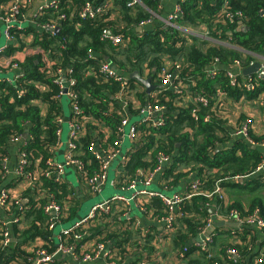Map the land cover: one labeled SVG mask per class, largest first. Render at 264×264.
<instances>
[{
    "label": "trees",
    "instance_id": "1",
    "mask_svg": "<svg viewBox=\"0 0 264 264\" xmlns=\"http://www.w3.org/2000/svg\"><path fill=\"white\" fill-rule=\"evenodd\" d=\"M129 1L59 0L57 8L46 9L35 18L41 26L54 22L59 24L58 32L42 29L36 24L23 27V30L12 29L11 36L16 41L11 42L5 48V53L0 55L6 61L0 63V69L9 73L14 71L11 68L17 63L21 76L13 84L5 77H0V186L6 180L3 159L9 157L8 145L15 136H22L27 130L29 137L19 149V154H26V172L42 183L36 186L41 196L44 195L43 190L53 192L60 204L67 203L70 197L67 196V183L57 180L53 175L45 177L43 174L48 170L53 171L49 160L55 158V151L62 142L57 130H63L64 123L58 122V119L65 117L63 77L67 82L71 78L75 80L73 85H69L68 91L77 96L80 111L75 113L72 110L71 100L69 121L78 120L83 124L84 132L76 141L77 157L85 164L81 176L85 172L91 175L101 169L102 160L96 158L91 145L97 142L103 149L108 145L117 146L115 141L122 135L118 129L123 118L139 115V110L147 105L150 98L155 105L164 106L165 124L153 126L147 121L137 124V148L120 166L122 183L127 184L135 179L139 171L151 172L158 162V153L171 158L163 177L170 185H177L193 172L198 174L201 194L184 200L175 216L177 223L172 236V248L184 250V255L179 256V264H198L196 258H190V254L198 249H189L188 242L206 225L208 206L214 202L220 203L217 196L213 194V197H208L205 193L214 192L217 186L247 189L250 196L242 197L247 203L246 207L238 199L226 207L221 204L223 211L235 209L242 214H250L259 208L264 218V180L261 176H252L264 155L244 140L232 142L233 145L229 146L232 136L226 132L222 120L213 111L217 95L222 94L226 99H245L255 103V106L259 102L264 118V79L253 76L251 82L254 89L248 90L244 86L248 76L239 75L237 82L232 84L224 75L233 60H242L246 65L254 58L252 53L264 56V0H227L228 12L234 14L232 19L219 14L224 10L226 0L179 1L181 14L174 20L177 25L205 30L214 39L230 41L234 45L230 47L160 22L153 28L147 29L146 26L138 32L137 28L142 22L156 20L158 14L163 15V1L139 0L128 5ZM87 2L105 9L94 19H83L79 14ZM28 10L33 11V8ZM237 13H242V22L245 24L242 29L238 28L240 19ZM104 30L122 35L125 40L123 46L116 48L103 40L101 35ZM29 35L31 40L26 45V39L23 38ZM26 46L31 50L26 51ZM165 56L169 69L177 77L172 87H162L154 98L132 78L128 77L127 82L121 84L117 80L106 79L99 71L104 62L129 74L135 70L143 74L144 68H147V73H152V79L159 83L157 72L161 66L167 65ZM45 58L50 59V65ZM216 58L226 68L220 69V75L213 78L209 70ZM123 91L126 93L123 94L124 98L118 99L116 96ZM197 96L208 99V104L197 101ZM209 114L212 117L206 120ZM102 124L107 128V140H103L105 134L100 130ZM250 133L256 142L264 143V132ZM149 150L151 154L147 160ZM235 176L249 177L245 184H241L234 180ZM81 178L84 179L83 176ZM27 180L31 179L24 175L22 183ZM253 194L256 196L251 197ZM152 200L155 207L161 209V200ZM76 208H71V214L75 213ZM111 208L109 213H99L95 219L94 229L100 231L103 241L115 240L121 257L129 255L135 261L146 257L149 262L158 264V248L153 242L158 239L153 234L143 236L135 225L136 220L127 218L125 208L120 204L112 205ZM24 216L26 228L17 237L20 241L14 243L13 248L8 246L10 243L3 245L6 228L0 223V264H13V260L17 264H27L25 259L28 253L22 249V244L38 236L50 241L53 230L48 228L49 215L43 209L32 207ZM243 232L242 243L219 244L223 257L228 248L237 249L242 256L239 262L227 260L225 264H254L261 253L264 254V238L250 227H244ZM51 242L43 247L49 252L54 249ZM76 246H82L81 240ZM168 248L171 249V246ZM201 255L208 257L204 251ZM215 261L220 262V259L208 258L206 264ZM261 264H264V260Z\"/></svg>",
    "mask_w": 264,
    "mask_h": 264
},
{
    "label": "crops",
    "instance_id": "2",
    "mask_svg": "<svg viewBox=\"0 0 264 264\" xmlns=\"http://www.w3.org/2000/svg\"><path fill=\"white\" fill-rule=\"evenodd\" d=\"M38 4L40 3V0H37ZM162 1V0H161ZM180 0H163V7L162 12L163 15L157 18V20H154L152 24L147 25V29L153 28V25H156L157 22H160L161 24H165V21L163 20V17H167L168 14L172 13L176 8L179 6ZM28 26L29 24H25ZM32 25V24H31ZM4 26V25H2ZM25 26V27H26ZM182 27V26H180ZM241 25H239L240 29ZM185 28V27H183ZM188 29V33L191 34H197V33H203L206 32L205 30H198L194 28H186ZM5 30H2V35H5ZM6 37V43L4 45H0L1 48H6L7 46L14 41H10L7 36ZM23 37V36H22ZM204 37V36H202ZM205 38V37H204ZM25 39V38H23ZM15 40V39H13ZM16 41V40H15ZM26 41V40H25ZM18 43V41H17ZM26 45H28V42L26 41ZM28 50L30 51L31 48L28 46ZM27 50V51H28ZM22 55V54H21ZM166 56L164 59L166 60ZM45 61L48 65H50V59L45 58ZM5 59L3 57H0V63H5ZM167 62V60H166ZM113 67L119 72V74L127 76L129 78L130 74L133 73H123L121 70H119L116 66L113 65ZM228 67V66H227ZM218 69H225L226 66L223 64L217 65ZM137 71V70H135ZM147 68H144V73H140V75L143 78H148L149 76H152V73H147ZM13 73V77L15 76V71H11L9 73H5L4 71L0 72V74H3L7 76L8 74ZM128 74V75H127ZM154 74V73H153ZM3 76V78L5 77ZM2 77V75H0ZM13 77H5V78H13ZM66 80V79H65ZM136 81V80H135ZM67 82V80H66ZM152 85H160L159 83H155V80L152 79ZM136 84L140 87H143V89L146 91V87L142 86V84L139 81H136ZM68 85V82H67ZM148 93V92H147ZM66 97L63 98V104H64V110H65V117L63 119V130L61 134V144L55 151V158L51 160L53 163H64L67 147L66 143L69 139V131H70V125H69V104L71 103V99L68 95H65ZM224 98V97H223ZM226 99V98H224ZM247 101V100H246ZM246 101H233L230 100L228 103L221 100L223 103V107L221 110L215 111L217 116L222 120V124L224 129L230 136H232V140L228 143L229 146H232L234 142L238 140H244L247 141L242 136H234V132L239 129L241 126H243L244 122L247 119L251 120V130L252 133H261L264 132V124H263V114L259 109V104L255 106V103H249ZM220 102V103H221ZM226 103V104H225ZM254 105V107H253ZM140 117H131L126 118L128 119L127 125L124 127V133L121 137L120 135V145L118 147L119 153L118 156L115 159H112L108 161L106 157H108V153L113 151L112 145H108L106 149H103V147L96 142L94 145L95 152L98 153L103 160L107 163V172H108V179L110 176V172L113 171L114 173V179L108 184L107 181L101 186V190L97 193H93L87 186L86 181L81 178V171L77 170L75 167H67L65 169L64 174L60 177V180L65 181L69 188V193L67 196L69 197V201L67 200V203H61L57 200L53 192H46L43 190L44 195L41 196L39 194V191L36 190V186L42 184L39 180H27L23 181L22 183V175H18L16 168L19 164V149L22 145V143L29 137L28 131L24 133L27 134V137L25 138L24 135H22V140L19 142H10L8 145V153L9 157H7V163L3 162V170L5 172L6 180L3 184L4 188H7L10 193L13 195L12 198H16L15 203L12 206H3L0 203V221L3 222L2 226H5L6 232H9L10 234V244L9 247L13 248L14 243H18L20 240L17 238L21 232L26 228L25 226V214L26 212L30 211L32 207L41 208L43 209V212L45 213V207L49 204H51L52 201H57V203L60 205V213L61 217L60 220L56 225L54 229H51L49 224L52 218L53 214H47L49 215V224L48 228L52 231V235L50 236V241L53 244L54 247L52 252H55L59 245H60V232H63L66 229H72L76 223L81 221L83 218L87 217L90 213L92 207L99 202H102L104 200H108L109 198L113 196H121L126 199L128 202L125 204L119 203L120 206H123L125 208L124 214L127 213V218H134L136 220L135 225L137 226V229L140 230L141 234L143 236H147L153 234L158 241H153L156 245L157 249V255H158V264H179V256L184 255V250L179 249H173L172 248V242H173V232L168 231V222L165 221V217H172L174 221V226L176 225V214L181 210L182 205L179 207H176L174 210H170L163 202L162 199L159 197H148V196H141L138 193L134 195V190H129L128 185L130 184H123V173L120 172V166L125 164L127 159L130 157L131 153L137 148L136 143H138L137 139L130 140L129 144H126V137H128L129 132L126 130V127H131L132 125H137L142 123L144 120V115H139ZM101 133L105 134V137L103 140H107V128L104 126V124L101 125ZM119 132V131H118ZM120 134V133H119ZM138 138V137H137ZM233 142V143H232ZM179 145V144H178ZM255 147L256 150H259L260 152L262 149L260 147ZM112 148V149H111ZM150 150L148 151L147 160L150 158ZM156 158L158 160V154H156ZM116 161H118V164H116ZM171 159L169 160V162ZM169 162L163 164L162 168L157 170V165L159 164V160L154 166V169L151 171L153 172L151 182L147 185L143 182L145 181L146 177L148 176L149 171H139L137 176L135 177V180L137 181L138 187L146 188L150 191L158 192L159 194H162L164 196H172L176 193H184L188 189L189 183L195 179V177L198 176L196 172L191 173L187 178L180 180L177 185H170L169 181L164 180V170L165 168L170 164ZM185 165H182L184 167ZM4 167H7V170L4 169ZM150 173V172H149ZM85 174V173H84ZM150 175V174H149ZM88 176V173H86V178ZM253 177H257L252 175ZM249 176H244L242 178L246 179ZM240 179L237 181L239 182ZM85 182V183H84ZM237 182V183H238ZM244 182H239L241 184H245ZM126 186V187H125ZM221 187V186H217ZM2 186H0V192H1ZM220 194L223 196V198L220 197L219 193H213V196H217L220 200V203L214 202L213 204H210L209 207V217L207 218V222L205 221L206 225L200 228V231L197 233V235L193 236L189 242L188 247H195L198 249V251H193L194 253L190 254V258L197 259L198 264H206L208 262V258H217L220 259L219 261H215L213 264H223L227 261L226 255L222 256V251L220 249L219 244L222 243H242V236L244 235V232L242 235H237L235 230H237V227H233L232 225H229L228 222H232V220L228 217V210H224L222 206L226 207L227 204L236 202L238 199H241L242 204H245V207L247 206V203L245 200H243L242 197H248L249 190L247 189H240V188H233V187H221ZM216 189V188H215ZM118 190V192H115ZM42 190H40L41 192ZM111 195V196H110ZM75 196V199H74ZM106 196V197H104ZM212 196V197H213ZM233 196V197H232ZM45 197V198H43ZM132 197H135L132 199ZM93 198H96V203H93L90 207H86V203H91V200ZM152 198L160 199L162 202L161 209L155 207V204L153 203ZM74 199V201L72 200ZM45 200L44 203L42 201ZM222 204V206H221ZM76 207L75 213L71 214V208ZM120 208V207H119ZM19 218L20 221L16 222L15 219ZM69 220H66V219ZM66 220V221H64ZM95 221L91 222L90 225L85 224L83 228L77 230V232L81 233L84 237L81 240L82 245L85 246V248L92 252H95L96 250V256L89 262L84 263L81 261L76 260L73 255L66 254L59 252L56 254L53 258L52 262H48L45 264H108L107 262V256L105 255V251L109 252L111 251V255L114 256L117 254V247H116V241L115 240H109V241H103V236L100 233V231H97L94 229ZM255 232H257V235L261 238H264V233L254 227L251 226ZM175 229V227H174ZM83 232V233H82ZM210 238V242L207 245L206 250L202 249V243L206 238ZM201 238V241L199 240ZM48 241V242H50ZM64 244L66 246L74 245L76 247L75 250L80 251L78 246L76 244L79 242L77 238H75L74 234H69L68 236L63 237ZM48 242L46 239L42 238V236H38L37 238L31 240L27 244H22V249L26 251L28 254V258L25 259L27 264H34L38 258L37 251L39 248L44 247V245H47ZM260 242V241H259ZM22 243V242H21ZM104 245V249L102 251H99V246ZM6 246V247H8ZM171 246V249L168 247ZM206 252L208 254L207 256H202V251ZM201 251V252H200ZM81 252V251H80ZM210 256V257H209ZM119 258V256H118ZM125 263L130 262L132 259L128 256H124ZM205 259V260H204ZM20 262L22 259H19ZM240 261V260H239ZM236 261V262H239ZM13 264H17L16 261L13 260ZM147 264H153L151 262ZM225 264V263H224ZM241 264H249V262H242Z\"/></svg>",
    "mask_w": 264,
    "mask_h": 264
},
{
    "label": "built area",
    "instance_id": "3",
    "mask_svg": "<svg viewBox=\"0 0 264 264\" xmlns=\"http://www.w3.org/2000/svg\"><path fill=\"white\" fill-rule=\"evenodd\" d=\"M163 1V0H162ZM58 2L59 0H40V3L38 4L37 0H0V24L5 26V35L7 36V38L10 41H14L13 37L11 36V31L12 29L16 28V29H21L23 30V27H25L26 23L29 25H34L36 24L37 27H40L42 29H49L51 31H55V29L59 26V24L57 23H51V24H47V25H39L37 24V22L35 21V18L37 17L38 14L44 12V10L46 9H51V8H57L58 6ZM136 2H140L139 0H130L128 2V5H131L133 3ZM228 6V1L226 0L224 2V10H222L219 14L220 16H223L226 19H232L233 15L228 12L227 9ZM30 7L33 8V11L28 10ZM105 8L99 7V6H94L93 4H91V2H87L83 9L80 11L79 16L83 19L89 18V19H94L97 17V15L101 12L104 11ZM181 14V8L180 6H178L176 8V10H174L172 13L168 14L167 17L163 18V20L165 21V26H174L178 29H181L182 31L187 32L188 29H186L187 27L182 26L180 27L179 25H177L174 20L178 17V15ZM242 13H237V16H239V19L242 21ZM159 15V14H158ZM156 16V18H159L160 16ZM61 18H64V16H61ZM157 20V19H156ZM239 20V22H241ZM154 21V19H150L147 20L145 22H142L139 27L143 28L146 27L149 24H152ZM185 27V28H183ZM189 28V27H188ZM196 30V29H195ZM188 33V32H187ZM195 35V34H194ZM203 36L206 39H212L215 40L221 44L227 45V46H234L230 41L228 40H218V39H214L211 37V35H209L207 32L203 33ZM101 38L107 42H109L110 44H112L114 47L116 48H121L123 46V44L125 43L124 37L120 34H113L110 30H104V32L101 35ZM27 42H29L31 40V36L29 35L27 38H25ZM236 47V46H235ZM25 50H28V46L25 47ZM5 53V48H1L0 47V55ZM254 56L253 59L249 60L248 64H244L242 60L236 59L233 60V63L231 65H229L227 68V71H225L224 75L231 80L232 84H235L237 82L238 76L239 75H243V76H248V79L246 81V83L244 84V86L248 89V90H253L254 89V85L252 84V77L254 76L256 79H264V56H258L257 54H253ZM256 62L260 63V67L258 68V70L255 71V74H249V75H245L243 73L245 68H248L250 66H253ZM220 64V61L218 58L215 59L213 66L210 68V73L211 76L217 77L218 75H220V69L217 68V65ZM11 70L15 71V76L11 79L6 78L9 82L16 83L17 79L21 76L20 69L17 63H15ZM3 70L0 69V72H2ZM100 73L106 78H110L113 80H117L119 82H121V84H125L127 82L128 77L119 74V72L113 67V65L111 63H107L104 62L101 64L100 68H99ZM157 75L160 79V86L162 87H172L174 80L176 79V74H173L171 72V70L169 69V63L167 62V65H163L160 67V69L157 72ZM64 78V77H63ZM66 79V78H65ZM62 83V80H61ZM75 83V80L73 78H71L68 81V85L67 87V91L64 93L65 95H68L69 98L73 101V107L72 110H74L75 113H79V106L77 104V96L72 93L71 91H68V87L69 85H73ZM178 83H181L180 81ZM63 86V85H62ZM64 88V86H63ZM160 88V89H161ZM160 89L158 90H153L152 92L148 93L151 98H154L160 91ZM123 94H126L124 91L117 95L116 97L118 99L124 98ZM222 95V94H221ZM220 94L217 95L216 100L217 102L215 103V107H213V111H217V110H221L223 107V103L221 102V100L225 101L226 103H228L231 99H224ZM196 100L203 103L204 105L208 104V99H206L203 96H197ZM234 101V100H233ZM242 101H246L245 99H242ZM221 102V103H220ZM248 102V101H246ZM225 103V104H226ZM257 104L259 102H256ZM124 106H126V103H124ZM164 106L162 105H155V103L150 101V98H148L147 101V105H145V107H142L139 110V115H144V120L147 122H150L153 126H162L165 124V118H164ZM212 117V115L210 116L207 115L205 117L206 120H209ZM58 122L62 123L63 119L59 118ZM128 123V119L123 118L122 122H121V127L118 129L119 132H122V135L124 133V127L127 125ZM70 125V131H69V139L66 143V147H67V152H66V157H65V161L64 163H53L51 160H49V164L51 166H53V171H45L43 174L45 177H51L52 175L55 176L57 178V180H60V177L64 174L65 169L67 167H75L77 170L79 171H83L84 170V162L81 158L77 157V151H78V147H77V139L79 138L80 134L83 131V124L78 121V120H74V121H70L69 122ZM252 130H251V120L247 119L243 126H241L239 129H237L233 134L234 136H242L245 139H247V142L252 145V146H256V147H260L262 149V153L264 155V143H258L256 142L250 135ZM57 134L59 137H61L62 134V130L58 129L57 130ZM139 130H138V126L137 125H132L129 129V134H128V138L130 140H135L137 139V137L139 136ZM121 135V137H122ZM22 136H15L12 139V142H19ZM121 141V139H120ZM115 144L117 146H114L112 149L113 151L109 152L108 157H106V159L108 161L115 159L118 156L119 150L118 147L120 145L119 140L115 141ZM94 145H91V149L95 152L94 149ZM95 156L96 158L102 160L101 161V169L99 170V172H95L93 174H88L87 178H86V173L83 174L82 176L84 177V180L87 183L88 188L93 192V193H97L101 190V186L107 181L108 179V172H107V163L103 160V158L95 152ZM171 158L169 156H166L163 153H158V160H159V164L156 166L157 170L162 168L163 164L169 162ZM3 162L7 163V157L3 159ZM5 170H7V167H4ZM27 169V158H26V154L24 152L19 154V164L16 168L17 174L18 175H22V176H26L28 178H30L31 180H37L35 177H33V175L30 172H26ZM38 171V170H36ZM150 174V175H149ZM152 174L153 172L148 173V176L146 177L145 181L143 182L144 184H149L151 182V178H152ZM259 175L261 176V178L264 180V159L262 160V162H260L258 164V166L256 167V170L254 171L253 175ZM244 176H235L234 180H238L241 179ZM85 183V182H84ZM200 181H199V177H196L194 180H192L188 186V189L186 190V192L184 193H176L172 196H164L162 194H159L158 192L155 191H150L146 188H141L138 187L137 181L135 179H133L130 184L127 186L129 190H134V195L135 196L137 193L141 196H148V197H159L160 199L163 200L164 204L172 211L174 210L176 207H179L180 205L183 204L185 199H190L191 197L195 196V195H200L201 191H200ZM3 188H1V192H0V203L3 206H12L15 203L16 198H12L11 196H13L10 191L7 188H4V186H2ZM126 187V186H125ZM221 187H216L215 191L213 193H219L221 192ZM205 193V192H203ZM213 193H205L208 197H211L213 195ZM220 197L223 198V196L220 194ZM135 197H132V199H134ZM126 199L128 198H123L121 196H113L111 198H109L108 200H104L102 202L96 203L90 213L88 214L87 217L83 218L81 221H79L78 223L75 224V226L72 229H66L63 232H60V245L58 247V249L55 252H49L46 248H39V250L37 251L38 254V258L36 260V262L34 264H45L48 262H52L53 258L56 254H58L59 252L62 253H66V254H70L73 255V257L81 262L84 263H89L95 256H96V251L95 252H90L88 251L84 245H82L79 249L80 251L75 250L76 247L74 245H69L66 246L64 244L63 241V237L64 236H68L69 234H74L75 238H77V240H82L83 239V235L79 232H77V230L83 228V226L85 224H90L91 222L95 221L96 216L99 213H109L112 210V205H116L119 203L116 202H120L122 204H125L126 202H128ZM45 213L47 214H53L51 221H50V228L54 229L55 225L61 221L60 217H61V213H60V205L57 203V201H52L51 204L47 205L45 207ZM228 217L230 220H232L233 222H237L238 223V227L237 230H235L236 233H241L243 231L244 227H251L254 226L258 229H260L263 233H264V218L261 216V212L259 208H256L252 213L250 214H242V212L232 209L230 210L228 213ZM125 215L127 216V213H125ZM167 220L168 224V231L169 232H173L174 231V221L173 218L171 217H165V221ZM16 222H19L20 219L16 218L15 219ZM2 224L3 222L0 221ZM4 225V224H3ZM83 233V232H82ZM3 245H7L8 243H10V234L9 232H4L3 233ZM210 238H206L202 245V249L206 250L208 243L210 242ZM104 249V245H100L99 246V251H102ZM105 251V249H104ZM117 251V250H116ZM105 255L107 256V262L108 264H147L149 263V260L146 257H142V259L135 261V259L129 255H127L129 258H131L132 260L128 263H125V258L121 257L119 255V252L117 251V254H115L114 256L111 255V251L107 252L105 251ZM119 256V258H118ZM126 256V257H127ZM241 255L239 254V251L235 248H228L226 250V259L228 261L231 262H236L238 260H241ZM264 254L261 253V256L256 260V263L254 264H261L264 260ZM159 260V259H158ZM218 264V263H217Z\"/></svg>",
    "mask_w": 264,
    "mask_h": 264
},
{
    "label": "water",
    "instance_id": "4",
    "mask_svg": "<svg viewBox=\"0 0 264 264\" xmlns=\"http://www.w3.org/2000/svg\"><path fill=\"white\" fill-rule=\"evenodd\" d=\"M238 25H241L240 29L244 28L245 27V24L241 21L238 23ZM60 29V25L55 29V32H58ZM143 30V28L141 27H138L137 28V31L138 32H141ZM260 67V63L259 62H256L253 66H250L248 68H245L243 73L245 75H249V74H253L255 73L256 70H258V68ZM130 77L136 81H139L142 86H145L146 87V92L150 93L152 92L153 90H158L161 88L160 85H152V78L153 76H149L148 78H143L139 71H134L133 73L130 74ZM62 84L64 86L63 88V92L65 93L67 91V84H66V80H65V77L62 79ZM24 137L26 138L27 137V134L24 135ZM253 149H255V147H253L252 145H250ZM254 176H257V174H255ZM110 178V176H109ZM114 179V178H113ZM112 179V180H113ZM248 178L244 179V178H241L239 180V182H244V181H247ZM109 180V179H108ZM96 203V202H94ZM93 203L90 204V206L92 205ZM229 225H232L233 227H238V223L237 222H228ZM199 240L201 241V238H199Z\"/></svg>",
    "mask_w": 264,
    "mask_h": 264
},
{
    "label": "rangeland",
    "instance_id": "5",
    "mask_svg": "<svg viewBox=\"0 0 264 264\" xmlns=\"http://www.w3.org/2000/svg\"><path fill=\"white\" fill-rule=\"evenodd\" d=\"M164 18V17H163ZM27 24V23H26ZM5 29V26H2V30H4ZM196 36H199L200 38L203 36L202 35V33L200 32V33H197L196 34ZM208 40H210V41H212V42H214V43H217V44H221V43H219V42H217V41H215V40H212V39H208ZM6 43V37H5V35H2L1 37H0V45H4ZM258 56H261V55H258ZM0 75H2V76H5V75H3V74H0ZM5 77H13V73H10V74H8L7 76H5ZM253 107H254V105H253ZM136 117L137 118H139L140 116L139 115H136ZM129 127H126V130L129 132ZM126 144H129V142H130V139L128 138V137H126ZM116 164H118V161H116ZM114 178V173H113V171H111L110 172V178H109V181H108V184H110V182L112 181V179ZM115 192H118V190H116ZM263 195V199H264V194H262ZM111 196V195H110ZM253 196H256L255 194H253V195H251V197H253ZM104 197H106V196H104ZM95 201H97L96 200V198H93V200H91V203H94ZM91 203H86V207H90V204Z\"/></svg>",
    "mask_w": 264,
    "mask_h": 264
}]
</instances>
